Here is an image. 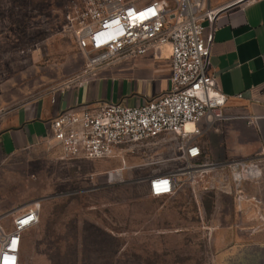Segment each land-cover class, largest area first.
I'll return each mask as SVG.
<instances>
[{"label":"rangeland","instance_id":"1","mask_svg":"<svg viewBox=\"0 0 264 264\" xmlns=\"http://www.w3.org/2000/svg\"><path fill=\"white\" fill-rule=\"evenodd\" d=\"M72 1L0 0V110L90 72L93 53L78 47L66 20ZM209 133L198 142L218 161ZM178 143L161 135L77 170L42 154L10 157L0 167L5 193L41 202L39 222L24 234L23 264H264V248L236 237L235 196L223 191L238 184L228 171L149 194L148 175L180 165ZM119 168L122 177L109 181Z\"/></svg>","mask_w":264,"mask_h":264},{"label":"built area","instance_id":"2","mask_svg":"<svg viewBox=\"0 0 264 264\" xmlns=\"http://www.w3.org/2000/svg\"><path fill=\"white\" fill-rule=\"evenodd\" d=\"M171 1L71 2L66 20L78 47L93 53L87 60L90 72L169 44L171 85L143 105L105 102L97 108H66L50 120L52 138L66 159L99 160L120 156L134 144L173 133L179 137L180 165L147 176L151 196L171 195L184 182H198L203 174L226 170L238 184L240 199L243 182H256L261 177L258 161H211L198 142L208 132L219 130L220 122L234 117L224 111L227 95L217 76L207 72L210 43L204 22L213 26L222 7H213L210 0ZM188 123L191 129L186 128ZM40 210L38 200L17 215L13 211L0 214V264H23L24 234L37 225ZM7 217H11L10 227L3 221Z\"/></svg>","mask_w":264,"mask_h":264},{"label":"crops","instance_id":"3","mask_svg":"<svg viewBox=\"0 0 264 264\" xmlns=\"http://www.w3.org/2000/svg\"><path fill=\"white\" fill-rule=\"evenodd\" d=\"M234 1L210 0V4L220 8ZM204 25L210 43L207 72L217 76L227 95L224 111L234 116L219 123L220 131H210L208 141L215 160L258 161L261 177L243 187L240 199L237 186L223 192L235 196V221L243 230L236 237H251L247 241L252 247L264 248V0H247L221 12L213 26L208 21ZM170 74L171 47L165 44L74 77L36 100L2 108L0 167L18 154H42L76 170L96 160L66 159L52 138L50 120L66 108H97L105 102L143 105L170 89ZM2 186L0 173V214L17 215L31 204L13 201ZM7 218L3 221L10 227L11 217Z\"/></svg>","mask_w":264,"mask_h":264},{"label":"bare ground","instance_id":"4","mask_svg":"<svg viewBox=\"0 0 264 264\" xmlns=\"http://www.w3.org/2000/svg\"><path fill=\"white\" fill-rule=\"evenodd\" d=\"M186 128H187V129H191V128H192V124L188 123V124L186 125ZM119 169H121V168H119ZM121 177H122L121 170H115V172L111 171V172L109 173V181H112V180L115 179V178H121Z\"/></svg>","mask_w":264,"mask_h":264},{"label":"water","instance_id":"5","mask_svg":"<svg viewBox=\"0 0 264 264\" xmlns=\"http://www.w3.org/2000/svg\"><path fill=\"white\" fill-rule=\"evenodd\" d=\"M246 1L247 0H236L234 2H231V3L227 4V5H225L224 7H222L221 10L219 11V13H221V12L231 8V7H234V6H237V5L241 4V3H244Z\"/></svg>","mask_w":264,"mask_h":264}]
</instances>
